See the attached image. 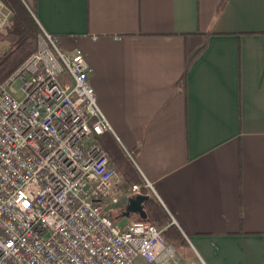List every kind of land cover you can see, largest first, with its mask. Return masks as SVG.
<instances>
[{
  "label": "crops",
  "instance_id": "crops-1",
  "mask_svg": "<svg viewBox=\"0 0 264 264\" xmlns=\"http://www.w3.org/2000/svg\"><path fill=\"white\" fill-rule=\"evenodd\" d=\"M21 2L82 52L182 264H264V0Z\"/></svg>",
  "mask_w": 264,
  "mask_h": 264
},
{
  "label": "built area",
  "instance_id": "built-area-1",
  "mask_svg": "<svg viewBox=\"0 0 264 264\" xmlns=\"http://www.w3.org/2000/svg\"><path fill=\"white\" fill-rule=\"evenodd\" d=\"M10 15L0 0V29ZM58 43L40 28L36 49L0 82V264H182L165 227L110 218L107 205L154 189L143 175L127 185L96 140L112 128L91 68Z\"/></svg>",
  "mask_w": 264,
  "mask_h": 264
},
{
  "label": "trees",
  "instance_id": "trees-1",
  "mask_svg": "<svg viewBox=\"0 0 264 264\" xmlns=\"http://www.w3.org/2000/svg\"><path fill=\"white\" fill-rule=\"evenodd\" d=\"M2 1L12 14L7 24L0 29V82L11 75L36 49L40 33L38 24L21 0ZM95 137L107 151L111 162L122 172L123 179L130 185L142 184L143 179L133 162L132 152L129 151L131 157L128 156L110 131H104ZM140 193L146 194V190L141 187ZM143 208L146 217L138 215L136 220H148L158 228L165 227L163 239L174 247L185 242L179 229L173 223L170 224L168 213L156 199L149 196L143 202Z\"/></svg>",
  "mask_w": 264,
  "mask_h": 264
},
{
  "label": "rangeland",
  "instance_id": "rangeland-1",
  "mask_svg": "<svg viewBox=\"0 0 264 264\" xmlns=\"http://www.w3.org/2000/svg\"><path fill=\"white\" fill-rule=\"evenodd\" d=\"M11 14H12V12H11ZM21 85V81L20 80H17V81H15L14 83H13V87L14 88H19V86ZM96 138V137H95ZM117 167V166H116ZM118 168V167H117ZM121 172V171H120ZM121 174H122V172H121ZM124 182L127 184V185H130V184H128L125 180H124ZM150 195L149 196H152V194H154L155 195V193H153V192H148ZM136 194H138V193H136ZM135 194V195H136ZM148 195V194H147ZM155 199V198H154ZM127 203H128V198L126 199L125 197H121V202H120V204L119 205H107V210H108V212H109V216H110V218L112 219V220H116V217H117V215L119 214V213H123L124 211H125V209H126V205H127ZM139 214H137V213H135V214H132L130 217V219H132V220H136V217L138 216ZM175 247H177V249L178 250H180V252H183L184 250H185V248H183V247H181V245H177V246H175ZM136 264H149L148 262H146L143 258H141V257H138L137 259H136Z\"/></svg>",
  "mask_w": 264,
  "mask_h": 264
},
{
  "label": "water",
  "instance_id": "water-1",
  "mask_svg": "<svg viewBox=\"0 0 264 264\" xmlns=\"http://www.w3.org/2000/svg\"><path fill=\"white\" fill-rule=\"evenodd\" d=\"M149 198V195L138 193L135 196L128 199L125 211L122 213V218L119 221V226L123 223L131 214H139L141 218L146 217V213L143 208V202Z\"/></svg>",
  "mask_w": 264,
  "mask_h": 264
}]
</instances>
